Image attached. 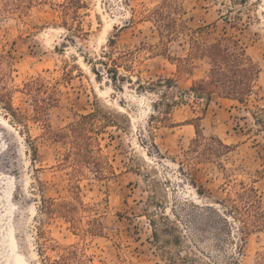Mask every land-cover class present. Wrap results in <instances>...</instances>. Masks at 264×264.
<instances>
[{"label":"rangeland","instance_id":"374dc122","mask_svg":"<svg viewBox=\"0 0 264 264\" xmlns=\"http://www.w3.org/2000/svg\"><path fill=\"white\" fill-rule=\"evenodd\" d=\"M65 1L0 0V95L31 115L25 84L43 78L55 99L45 121L55 132L97 106L117 116L119 128H107L100 139L115 176L76 175L63 160L67 148L47 137L40 123L19 125L0 98V264H47L71 247L88 264H173V257L175 264H263L264 230L241 237V224L229 218L232 236L226 231L218 240L211 234L221 223L210 209L226 214L218 202L229 194V179L254 186L264 213V130L250 114L264 107V0H83L86 7L67 26ZM165 2L172 17L173 7L181 10L188 27L208 26V42L238 41L257 65L246 105L192 96L193 81L204 78L209 65L189 59V68L179 69L187 40L161 37L145 18ZM112 60L119 61L118 79L124 77L118 83L106 73ZM160 80L162 86L150 89ZM161 99L177 101L168 115L172 125L151 124ZM194 126L232 147L217 160L226 174L211 161L193 162L189 174L185 158ZM76 185L83 202L78 226L45 217L41 198L72 201ZM90 227L97 232H86ZM177 235L180 249L173 244Z\"/></svg>","mask_w":264,"mask_h":264},{"label":"trees","instance_id":"16d2710c","mask_svg":"<svg viewBox=\"0 0 264 264\" xmlns=\"http://www.w3.org/2000/svg\"><path fill=\"white\" fill-rule=\"evenodd\" d=\"M5 1L7 3L12 2V0ZM60 7H62V12L65 16L64 24L67 26L68 20L77 21L79 12L86 7V3L83 0H66ZM170 10L171 5L169 2H165L145 18H150L158 29L159 35L167 40L173 39L174 41L185 37L189 45V53L186 59H179L181 62L179 69L181 71L184 72V70L189 68V59H200L208 62L209 69L206 76L200 80L193 81L189 89L192 96L196 100L206 101L208 104L214 98H220L237 102L240 105H246L254 93L259 76V68L247 56L238 41L230 37H222L213 42H208L206 39L208 26L190 28L180 19L179 12L181 10L179 8L173 7V17ZM112 63L113 67L107 68L106 73L110 74L114 83L123 81L124 77H121V79L119 77L118 79L117 65L119 61L112 60ZM102 65L104 64L102 63ZM93 72L98 78L101 77L97 69H93ZM165 81L167 82L166 88L171 89V84H174V81L172 79ZM162 84H164V81L161 80L157 83H151L152 87L150 89L154 90L162 86ZM25 93L31 96V115L18 112L12 107L11 103L6 101L5 97L0 95V98L4 100L3 104L7 106L5 109L11 113V116L19 125L25 128L28 121L40 123L47 137L67 148V153L63 160L66 166H71L76 175H83L85 171H88L101 180H108L115 176L113 167L102 152L100 139L106 133L107 128H119L120 125L116 120L117 116L107 113L97 106L91 113L76 115L72 123L55 132L45 121L47 109L53 107L55 102L53 94H49L50 89L45 86V80L39 77L26 83ZM44 94L48 97L42 98ZM174 104H177V101L167 104H163L162 99L158 101L153 106L157 116L151 117V124H155L154 126L161 124L172 125L168 123L170 122L168 115ZM162 106L165 107L163 112L160 111ZM250 114L259 127L264 130V107L259 108L257 114L252 112ZM194 127L196 136L192 140L191 147L186 152L185 158L189 166H187L189 174L191 176L194 175V170L190 164L203 161L217 162L221 170L226 174L227 170L217 160L228 154L232 147L225 145L219 138L204 137L199 126ZM29 144L33 154L37 156L36 148L31 140ZM233 184L235 183H232L229 179L227 180L226 186L229 187V194L226 199L218 202L226 214L222 213L220 215L210 209L211 216L221 223V227L216 229L215 234H211L218 240L224 237L223 234L226 231L230 232V235L232 234L233 227L228 221L229 218L233 223L238 222L241 224V227L236 229L241 237L264 230V213L261 210L260 198L255 187L244 182H240L236 186ZM71 194L72 201H60L42 197L41 211L44 216L62 219L70 223L74 228L78 226L81 222L79 211L83 209V202L80 199V187L78 185L72 187ZM203 221L204 219L199 224L202 225ZM86 232L96 233L97 231L94 227H90ZM173 233H178L175 226H173ZM202 237L197 235V238L202 239ZM241 237L240 240L243 241ZM175 238L176 241L173 244L180 249L183 244L182 239L178 235ZM190 261L194 260L191 258ZM45 262L47 264H88L90 259L81 254L77 248L71 247L57 260L46 258ZM262 263L264 264V258H262ZM173 264H175L174 257Z\"/></svg>","mask_w":264,"mask_h":264}]
</instances>
